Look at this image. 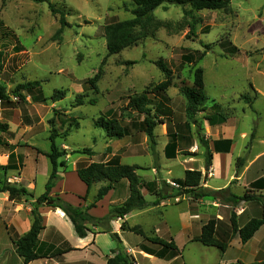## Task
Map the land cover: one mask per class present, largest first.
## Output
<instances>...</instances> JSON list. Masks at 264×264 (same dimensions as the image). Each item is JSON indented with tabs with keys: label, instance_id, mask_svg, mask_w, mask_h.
I'll list each match as a JSON object with an SVG mask.
<instances>
[{
	"label": "rangeland",
	"instance_id": "1",
	"mask_svg": "<svg viewBox=\"0 0 264 264\" xmlns=\"http://www.w3.org/2000/svg\"><path fill=\"white\" fill-rule=\"evenodd\" d=\"M50 4L63 13L68 25L59 39L54 38V35L60 28V15H51ZM133 8L131 0H50L49 4H35L28 0H0V84L10 93L18 84L37 81L40 83L41 96L47 100L55 91L65 93L64 98L55 103L47 101L35 104L27 97L26 115L35 127L22 139L23 143L15 138V144H22L19 147L22 154L27 155L25 151L43 156L49 153V122L53 119L59 134L55 142L57 149L59 152H68L58 159V163H65V167L58 166V174L62 170L69 173L76 162L89 159L86 155L73 153L75 151L91 149L94 154L91 161L96 162L107 156L110 148L103 143L101 136H104V132L94 127V122L107 111H112L123 123H127L129 118L142 120L141 115L129 109L128 102L130 98L144 92L149 93L151 107L159 101L163 102L159 95H151L152 89L163 81L162 73L153 62L163 60L173 71L172 86L166 91L170 101L167 104L163 102L172 111L173 123L188 122L185 114L186 101L173 86H179L182 81L191 85L194 71L201 68L208 103L214 101L219 104L226 117L223 129H220L221 133H233V128L244 129L247 134L246 142H249L254 131L257 144L250 155L252 157L260 154L251 171L255 176L263 174L260 178L264 177V0H231L225 11H195L188 5L164 4L153 12L156 25L149 29L146 39L119 54L108 56L103 26L114 21L132 19L130 10ZM204 46L208 49L201 60L193 65L185 64L180 67L184 50L203 52L206 50ZM127 62L136 63L127 65ZM98 71L101 74L96 83L97 91H83V82L94 77ZM77 95L83 96V104L80 106H75ZM244 96L251 102V108L242 99ZM90 101L93 103L90 104ZM19 111L17 109L16 114H20ZM210 112L209 110L208 113ZM203 116L197 114L195 117L199 124V127L193 128L197 137L202 134L200 126ZM13 129L21 132L20 125L13 126ZM31 134L37 135L33 141L29 139L33 136ZM154 134L156 146L153 149L156 152V161L161 165L165 162L159 155L161 144L167 139L165 124L157 123ZM123 140L145 145V157L135 158L134 161L127 158L125 164L147 165L148 155L151 154V144L147 136L136 132ZM235 143L236 146L240 144L239 140ZM134 150L128 148L126 153L136 155L140 152ZM233 154L229 158L220 159L222 171L216 184H223L231 173L234 166L232 160L238 151L234 149ZM180 160L186 159L181 157ZM21 163L20 159L22 168ZM166 164L171 167L173 176L182 174L181 168H177L173 161H167ZM25 165V176L34 178V193L38 194L43 190L51 168L50 162L48 159L37 162L29 154L26 156ZM205 172H201L200 184L204 181ZM70 176L65 186L85 193V185L78 179L77 182L74 181ZM171 183L174 182L163 179L159 172L153 183L154 193L158 192L157 196L160 198L175 195L179 189ZM98 187L99 185L95 186ZM233 193L237 196L243 195L242 186L235 187ZM252 193L263 197L249 203L241 202L234 209L231 204L225 209L224 202L218 199L207 197L192 200L186 194L165 198L164 205L154 211L144 214L133 211L127 215L128 223H141L147 237H164L167 240L172 237L180 250V256L166 263L155 257L148 259L139 252L126 253L131 255L133 264H227L239 259L242 252V259L245 261H264V229L245 245L235 236L224 253L215 247H205L193 241L199 236L202 225L210 219H219L223 211L228 217L234 212L239 227L248 219L259 218L261 215L264 218V193ZM79 199L87 204L91 203L88 197L80 196ZM158 202L160 203V199ZM214 202L217 205H213ZM114 220L120 222L119 219ZM114 220L104 226L89 225L90 233L95 236L96 232L93 230L96 228L101 233L109 230L108 234L111 236V222ZM70 229L72 234L67 241L75 246L79 238L75 236L72 225ZM66 237H69L68 231ZM0 239L7 241L2 223ZM125 239L130 246L139 241L140 237L127 234ZM69 248L68 244L63 243L55 252ZM91 253L95 264H102L104 254L96 250L94 241L81 250V256ZM77 255L78 251L70 253L67 259H74ZM33 264L42 263L37 261Z\"/></svg>",
	"mask_w": 264,
	"mask_h": 264
},
{
	"label": "trees",
	"instance_id": "2",
	"mask_svg": "<svg viewBox=\"0 0 264 264\" xmlns=\"http://www.w3.org/2000/svg\"><path fill=\"white\" fill-rule=\"evenodd\" d=\"M35 4L50 3V0H28ZM134 8L130 10L132 19L126 21H114L103 26V37L106 43L107 55L119 54L124 49L137 45L140 41L148 37V31L156 25L153 12L164 4L190 6L195 11L209 10V11H221L227 10L230 6L231 0H131ZM51 15L55 16L59 14L60 28L56 31L54 38L59 39L60 35L67 23L64 20L63 13L56 9L53 5H49ZM203 52L193 51L189 52L184 50V53L180 58V65L183 66L193 65L197 61L201 60L208 49ZM186 52V53H185ZM0 53V58H1ZM136 62H127V65L135 64ZM153 64L162 73L163 81L152 89L151 95H159L165 104L170 99L166 95V91L172 86L173 71L163 60L153 62ZM1 69V64H0ZM101 72L98 71L94 77L86 80L82 84L83 91L92 90L97 91L96 83L99 80ZM178 89L179 93L184 97L186 101L185 114L188 122L174 123L177 128L189 129L190 124H194L199 127V124L195 120L198 113H207L203 116V120L209 126L220 125L226 122L225 114H223L221 106L214 101L208 103V99L205 95L204 82H203V70L198 68L194 71L192 84H188L182 81L179 86H173ZM149 93L144 92L140 96L130 98L128 107L130 110L141 115L142 120H134L129 118L127 123H123L122 119H118L112 111H107L104 116L99 117L94 122V127L103 130L108 138L122 139L124 137L131 136L133 132L144 133L150 144L151 149L155 146L154 128L157 123L165 124L167 129V136L169 138L168 144L165 146V157L167 159L175 158V151L177 147V137L179 134L172 135L170 129V123L172 122V111L163 102L155 103L151 105V101L148 98ZM65 93L63 91H55L52 96L47 100L40 94V83L37 81L26 82L15 86L10 93L6 88L0 84V108L4 111L11 113L14 109H19L21 112L22 123L29 125L25 106L28 104L27 97L35 104L46 103L51 101L55 103L64 98ZM83 96L77 95L75 98V106L83 104ZM242 99L249 104L250 101L247 97ZM90 104L93 101L89 102ZM211 111L208 113V111ZM50 134L49 143L50 151L44 154L49 160L51 171L48 180L45 184L44 192L35 198V202L32 205L31 217L32 224L30 229L22 236L12 239V243L15 247V252L19 258L22 259L23 264H29L32 261L43 258H57L60 257L72 249L63 251H56L51 254H43L38 250L39 235L44 229L43 220L41 214L38 212L39 207L45 206L48 208L60 209L67 219L70 221L73 231L78 238H85L90 233V226L99 227L109 223L114 219H123L129 213L133 211L143 210L148 206L142 193L139 176L136 171L139 169L135 165H126L120 162L118 156H114L111 159L104 161H91V157L94 155L91 149H83L82 151H75L73 153L82 154L89 157L88 160L78 161L75 165V173L79 181L86 187V195L92 186L98 183H106L101 186L95 195L93 202L87 207H75L58 196L52 197L50 192L55 185V182L60 178L58 174V166L65 167L64 161L58 163V159L68 152H59L56 146V139L59 137L58 131L55 127V121L50 120ZM8 124L0 121V145H3L1 138L2 134L8 132ZM253 134L251 138H253ZM200 143L206 148L204 154L205 170L208 171L211 163V153L208 150L207 141H204L202 136H199ZM231 145L230 140L217 141L213 143L214 151L226 153L229 151ZM8 169V166L4 167ZM126 180L128 182L129 195L128 198L120 205L110 208L109 214L103 218H94L88 211L96 206V203L102 200L113 186ZM201 173L198 171H186L182 180H175L174 183L178 186L179 191L173 195V197H179L188 194L192 200H198L202 198L211 197L218 199L225 204H231L236 207L241 202L249 203L259 200L262 195H255L252 192L264 193V177L249 185L243 195L237 196L230 192L229 188L219 191H208L200 186ZM152 183H148L143 187L149 189ZM0 193H6L9 201H18L21 199H34L25 188L17 186L16 184H10L4 182L0 184ZM86 197V196H85ZM159 199L154 204L158 205ZM264 209V207H263ZM264 225L263 215L259 218H252L248 220L242 227H239L237 221V215L232 212L229 216V225L223 224L218 219H210L204 225H202L200 234L193 241L198 242L205 247H215L222 253L229 247V242L238 236L241 244H246L250 241L259 229ZM123 231L131 232L137 236L142 237L149 244L155 248L148 249L142 247L141 251L147 255L156 257L165 261H172L180 256V250L176 246L172 239L166 240L159 237H147L138 226L130 227L125 222L121 224ZM109 230H104L103 233H108ZM111 239L115 244V248L111 251L112 257L109 258L106 264H133V259L129 256L122 247V243L117 234H111ZM227 264H264V261H254L251 263H245L237 260Z\"/></svg>",
	"mask_w": 264,
	"mask_h": 264
},
{
	"label": "crops",
	"instance_id": "3",
	"mask_svg": "<svg viewBox=\"0 0 264 264\" xmlns=\"http://www.w3.org/2000/svg\"><path fill=\"white\" fill-rule=\"evenodd\" d=\"M204 90H205V86H204ZM246 105L248 106V108L249 107L251 108V102H250V106L249 104ZM15 111H17V109L12 110L11 113L9 111H4V112L2 111V116L0 117V121L8 124L9 127L8 132L1 135L3 145H0V182H8L10 184H16L17 186H21L25 188L30 194H32L34 199H28V200L21 199L18 201H9L8 195L6 193H0V223H2L3 227L5 228V232L7 236V241L0 239V264H23L21 258L17 260L18 256L15 252V247L12 243V239H16L17 237L22 236L30 229L32 224V217H31L32 205L35 202V198H37L39 195H41L44 192L45 184L48 180L51 171L50 168V171L46 176V182L44 184L43 190L40 193L35 194L34 178L30 176L26 177L24 173L25 171L24 169L26 167L25 159L26 156L29 154L31 156H34L35 161L37 162L47 158L41 155L40 153L37 154L27 151L24 152L27 155H24L22 154L23 151L21 152V150L19 149L20 145L22 144L20 143L18 145L15 144V138H19V140H21L23 143L22 139L26 138L29 132L32 131L33 127H35V125H33V123H31L30 120H28L30 122L29 125L22 123L21 112L19 111L20 114H16ZM173 114H175V111H173ZM198 114L205 115L207 113H198ZM224 124L225 123L215 126H209L206 123V121L203 120V123L200 126L202 134H199L198 137L202 136L204 141H207L208 150L211 153V163L208 171H206L204 167L205 164L204 154L206 152V148L200 143L199 138L196 135V131L194 130L197 126L193 124L189 126L190 127L189 129H184L180 127L177 128L172 120V122L169 125L171 129V134L172 135L179 134V138L177 137L175 158L167 159L165 157L164 149L169 142V138L167 136V129L165 125V135L167 139L166 142L163 141V143L161 144V151L159 154L161 156V159L165 162L159 165V163L156 161L157 158H156V152H154L155 149L153 150L151 149L150 153L153 154V157L151 156V154L148 155L149 161L147 165L142 166L138 163H130V165H135L139 168L136 172L143 173L142 175H138L137 173L136 174L139 176L140 182L142 184L141 193L145 201L148 203V206L145 209L137 211L135 213L144 214L149 211H154L164 205L165 198H171V197L173 198V196L171 197L166 196L165 198L163 196L160 198L159 196H157L158 192H156V194L154 193L155 190L153 185L150 186L149 189L143 187L148 183L153 184L156 177H158L159 172H161L163 179H168V181L171 180L174 182L175 180H182L184 178V173L186 171H198L200 173L206 171L207 173L205 172L203 176L204 181L200 184L202 188L208 191H219L222 189L229 188L230 192L233 193L235 187L242 186V194H244V192L247 189H249V185L257 181L263 175L262 174L260 176L257 175L255 176L251 171L253 166L257 162L256 160L257 157L260 154L257 153L252 157L250 155L252 149L257 144V139H254V136L253 138H251V135L252 134L254 135V131H253V133H251L249 137V142H246L247 141V137L245 136L246 130L244 129L240 130L239 128L238 129L233 128V133L232 132L221 133L220 129H223ZM17 125H20L21 132H17L16 130L13 129V126L17 127ZM135 133L136 132H133L131 136H133ZM221 134H223V136H221ZM36 136L37 135L35 136L33 135L29 139L33 141ZM101 137L105 147L110 148V152L107 156L101 157L98 161H101L102 159L104 161H107L114 156H118L120 158V162L122 164H125V160L127 158L133 159L134 161L135 158L139 159L145 157L144 144H138L128 141L124 142L123 138L122 139L108 138L105 135V133L104 136ZM112 139L115 140L113 141ZM223 140L231 141L229 151L226 153L214 151L213 143ZM236 140H239L240 144L238 146H236L237 145L235 143ZM128 148L132 150L135 149L134 151H140V152H137L136 155L134 153L130 155L126 153ZM138 148L139 150H137ZM234 149L238 151V154H236V157L234 158V160H232V162L234 161V166L232 167L231 173L228 174L223 184L221 183L218 185L216 184L217 181L216 179L220 176V172L222 171L220 165V159L229 158L230 156L234 155L233 154ZM43 151L46 152L47 150H43ZM181 157H184L186 160L183 161L180 160ZM20 159L22 160L21 163L22 168L20 167L19 164ZM167 161H173L177 168L180 167L182 174H180V176L176 175V177L173 176L171 167L166 164ZM6 166H8L7 170L4 169V167ZM69 175H71L70 178L72 177V179L77 182L78 178L75 173V167L69 173H64V171L62 170L61 173L59 174L60 178L55 182V185L52 188L50 195L52 197L58 196L65 202L75 207H83V208L87 207L89 204L82 202L79 199V197L86 196L88 197V199L89 198L91 199V202H93L97 190L101 186H104L106 184L104 182L98 183L96 184L99 185L98 188H95L96 185L92 186L88 194L86 195V192L83 193V191L82 192L76 191L75 189L67 188L65 186ZM128 195H129L128 182L126 180H121L120 182L115 184L113 186V189L110 190L102 200L97 202L96 206L94 208H91L88 211V213L94 218H103L109 214L111 207L120 206L128 198ZM157 199H160V203L158 202L159 205L154 204V202ZM213 205H217L216 202H214ZM213 205L212 207H214ZM224 207L225 209H227L230 207V205L224 203ZM231 207L233 209L235 208L233 206ZM38 212L42 216L43 226H44V229L39 235V243H38L39 252L43 254L54 253L55 249L60 248V246L63 243L68 244L72 250L57 258L38 259L30 262L29 264H33L34 262L37 261H40L42 264H95V260L93 258L92 253L85 257L81 256V250L86 249L89 243L92 241H94V247L96 248V250L98 252L102 251L104 254L102 264H106L107 260L113 256L111 251L115 248V244L112 241L110 234L101 233L99 231L97 232V229L94 228L93 231L96 232L95 236L92 233H88L85 238L77 239L76 240L77 244L75 246H72L67 241V238H70L72 234L70 229L71 224L70 221L67 219V217L64 215V213L58 208L54 209L45 206L39 207ZM224 212L225 211H223L222 213L223 215L221 217H218L219 218L218 220L227 226L229 225V217L225 215ZM119 220L120 222H116L115 220L111 222L112 223L111 233L118 235L122 243L123 249L126 250V252L127 251H131L132 253L139 252V254L147 257L148 259H153L154 258L153 256L147 255L141 251L142 247L152 249V246H150L151 244L145 241L142 237L138 236L140 237V240L132 243V245L129 246L128 241L125 239V236L127 234H133V233L123 231L121 229V224L123 222L125 223L127 222L126 224L128 226L130 227L138 226L145 234V231L142 228V224L138 223L133 225L128 223L129 216H125L122 220L121 219ZM248 220L244 221V223H242L240 227H242ZM181 227L185 228L184 225H182ZM262 229H264V225L259 229V231H261ZM66 231H68L69 237H66ZM155 231H157V229ZM259 231L254 235V237L250 241H252L255 238V236L259 233ZM159 238L166 239L164 237H159ZM105 239L107 240L105 241ZM169 239H172L174 241L172 237ZM250 241H248L247 243H249ZM76 251H78L79 255H77L74 259H67L68 254L74 253ZM128 255L131 256L130 254ZM243 255L244 253L242 252L238 257L239 259H234L233 262L237 260H240L245 263L254 262V261L243 260L242 259ZM165 262L170 263L171 261H165Z\"/></svg>",
	"mask_w": 264,
	"mask_h": 264
},
{
	"label": "built area",
	"instance_id": "4",
	"mask_svg": "<svg viewBox=\"0 0 264 264\" xmlns=\"http://www.w3.org/2000/svg\"><path fill=\"white\" fill-rule=\"evenodd\" d=\"M171 185L174 186V187H177V185L175 183H171Z\"/></svg>",
	"mask_w": 264,
	"mask_h": 264
}]
</instances>
